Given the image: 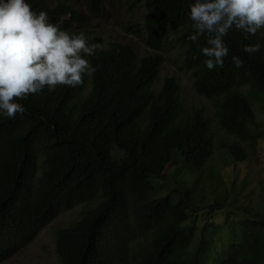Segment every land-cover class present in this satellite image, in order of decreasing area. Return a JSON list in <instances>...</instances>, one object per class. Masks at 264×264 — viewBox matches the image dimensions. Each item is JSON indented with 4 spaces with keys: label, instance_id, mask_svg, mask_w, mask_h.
I'll return each mask as SVG.
<instances>
[{
    "label": "trees",
    "instance_id": "trees-1",
    "mask_svg": "<svg viewBox=\"0 0 264 264\" xmlns=\"http://www.w3.org/2000/svg\"><path fill=\"white\" fill-rule=\"evenodd\" d=\"M145 1V42L155 49L181 42L195 89L216 99L219 126L237 138L220 147L231 158L246 159L245 144L256 149L264 134L254 108H264V47L248 56L243 46L264 45V29L247 38L229 31L224 67L209 71L200 51L206 37L188 39L195 32L188 16L195 0ZM104 2L96 0V11L87 14H100ZM26 3L61 18L70 35L80 33L76 25L86 14L78 5ZM131 32L143 28L135 25ZM104 42L87 38L99 47L85 57L96 71L82 85L45 88L18 101L25 114L0 116V264L79 204V218L55 230L61 264H135L142 252L146 256L138 264H264V216L255 208L229 206L226 196L196 211V184L184 178L164 182L171 162L180 163L176 172L182 177L205 171L217 147L208 116L202 109L184 114L174 76L165 77L158 91L152 88L161 54L140 56L130 44ZM232 55L241 57L242 68L234 66ZM201 211L198 230L202 220L193 213ZM222 214L223 222H215Z\"/></svg>",
    "mask_w": 264,
    "mask_h": 264
},
{
    "label": "clouds",
    "instance_id": "clouds-1",
    "mask_svg": "<svg viewBox=\"0 0 264 264\" xmlns=\"http://www.w3.org/2000/svg\"><path fill=\"white\" fill-rule=\"evenodd\" d=\"M189 9L195 32L188 39L196 42L199 37H206L207 46L200 51L209 71L224 67L229 56L224 38L229 31L246 33L247 38L264 29V0H195ZM66 29L61 18L32 10L26 0H0V116L15 119L17 114L26 112L18 101L41 94L45 88L52 92L59 85L80 86L85 75L96 71L85 58L91 57L99 47L87 43L88 37L96 35L82 32L70 35ZM262 47L256 42L244 45L243 51L253 56ZM231 62L237 69L244 65L237 55L231 56ZM10 259L5 263L10 264Z\"/></svg>",
    "mask_w": 264,
    "mask_h": 264
},
{
    "label": "rangeland",
    "instance_id": "rangeland-1",
    "mask_svg": "<svg viewBox=\"0 0 264 264\" xmlns=\"http://www.w3.org/2000/svg\"><path fill=\"white\" fill-rule=\"evenodd\" d=\"M51 4L58 1L67 3H77L81 9L95 12L96 0H49ZM100 0H98L99 2ZM154 5H157L155 1ZM148 4L145 0H105L103 11L100 14H87L82 18L83 24L76 29L82 33L99 36L105 40L106 46L108 40H117L121 45L130 44L140 56L158 53L163 56L161 62L159 77L152 84V88L158 91L165 77L174 76L180 83V96L184 106V114H190L196 109H202L208 116L215 136H216V153L208 162L205 171L201 176L184 174L179 175L176 172L180 163H169L165 170V183L174 184L181 182L184 178L186 184H196L194 197L197 201L196 211H200L208 204H211L220 197H226L227 204H243L252 208L264 216V134L259 139L256 149H251L245 144L247 158L236 160L231 158L225 149L220 147L221 141H234L236 136L229 134L221 129L216 115V99L206 97L200 94L193 85L192 71L184 63V48L181 42L172 41L166 43L161 49H155L147 45V37L144 28V17L147 13ZM135 25H140L143 32L135 34L131 29ZM257 119L262 122L264 130V108L261 104L255 105ZM173 161V160H170ZM169 161V162H170ZM182 171V168H181ZM197 177L198 180L196 179ZM157 184L156 179L152 178ZM163 191H160L162 194ZM83 209L82 204L63 211L54 218L39 235L26 247L15 254L9 263H27V264H61L60 259L55 251L54 234L59 226H66L79 218ZM203 211L199 214L193 213L198 222L202 220ZM218 218V219H217ZM215 222H223V214L219 215ZM202 222L195 227L199 230ZM146 256L141 253L138 262ZM134 261V259H133ZM135 262V261H134Z\"/></svg>",
    "mask_w": 264,
    "mask_h": 264
}]
</instances>
